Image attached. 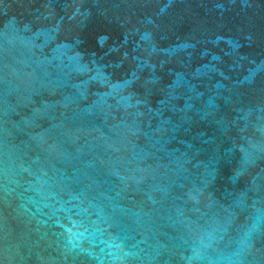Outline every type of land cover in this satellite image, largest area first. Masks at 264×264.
<instances>
[{"label":"water","instance_id":"obj_1","mask_svg":"<svg viewBox=\"0 0 264 264\" xmlns=\"http://www.w3.org/2000/svg\"><path fill=\"white\" fill-rule=\"evenodd\" d=\"M0 264H264V0H0Z\"/></svg>","mask_w":264,"mask_h":264}]
</instances>
